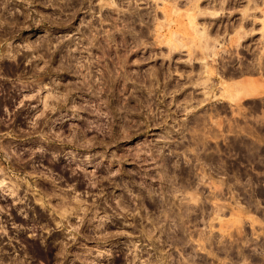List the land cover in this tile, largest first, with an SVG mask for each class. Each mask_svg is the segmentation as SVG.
Returning <instances> with one entry per match:
<instances>
[{
  "label": "rangeland",
  "instance_id": "obj_1",
  "mask_svg": "<svg viewBox=\"0 0 264 264\" xmlns=\"http://www.w3.org/2000/svg\"><path fill=\"white\" fill-rule=\"evenodd\" d=\"M0 264H264V0H0Z\"/></svg>",
  "mask_w": 264,
  "mask_h": 264
},
{
  "label": "bare ground",
  "instance_id": "obj_2",
  "mask_svg": "<svg viewBox=\"0 0 264 264\" xmlns=\"http://www.w3.org/2000/svg\"><path fill=\"white\" fill-rule=\"evenodd\" d=\"M193 15H194V14H193ZM195 15H196V14H195ZM191 16H192V15H191ZM190 19H191L190 21L194 22L197 18L194 17V16H192ZM200 31H202V32H201V33H202L201 37L204 38V36H205V38H206V36H208V30L206 31V29L203 28V30H200ZM198 33H200V32H198ZM208 41H209V40L206 41V43H207L208 45H206V43H204V45L207 46V47H204L206 50L210 49V48H209V44H210V43H209ZM210 41H211V40H210ZM211 43H213V41H212ZM213 44H214V43H213ZM212 48H213V47H212ZM202 49H203V48H202ZM212 50H213V49H212ZM212 50H211V51H212ZM209 51H210V50H209ZM207 53H208V52H207ZM207 53H206V54H207ZM208 54H209V53H208ZM210 54H212V53H210ZM202 56H203V55H202ZM202 68H203V67H202ZM204 68H205V67H204ZM201 73H202V72H201Z\"/></svg>",
  "mask_w": 264,
  "mask_h": 264
}]
</instances>
